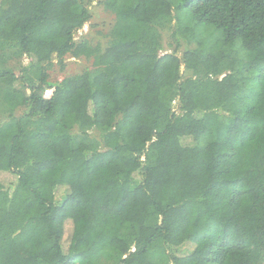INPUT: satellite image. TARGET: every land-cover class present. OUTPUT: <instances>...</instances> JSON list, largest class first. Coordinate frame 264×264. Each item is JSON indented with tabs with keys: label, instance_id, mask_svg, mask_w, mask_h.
<instances>
[{
	"label": "trees",
	"instance_id": "1",
	"mask_svg": "<svg viewBox=\"0 0 264 264\" xmlns=\"http://www.w3.org/2000/svg\"><path fill=\"white\" fill-rule=\"evenodd\" d=\"M89 1L0 0V264H264V0Z\"/></svg>",
	"mask_w": 264,
	"mask_h": 264
},
{
	"label": "rangeland",
	"instance_id": "2",
	"mask_svg": "<svg viewBox=\"0 0 264 264\" xmlns=\"http://www.w3.org/2000/svg\"><path fill=\"white\" fill-rule=\"evenodd\" d=\"M173 3L175 0H172ZM103 0H90L88 2L89 6V13L91 14V17L89 21H87L81 29H79L75 33V39L81 40L83 38L87 37H95V36H103V34H107L108 29L114 22V15L106 10L103 6ZM170 31L163 30L162 31V52H170L172 51V47L169 45V38ZM95 39V38H94ZM182 50V45L179 47L177 53L180 54ZM29 63V58L26 55H22L18 58L9 60V65L12 67V69L15 72H19L20 68L23 66H26ZM92 61L88 58H85L83 56L74 57L70 54H67L64 57L63 65L59 64L57 60L53 59L52 63L48 67V78L51 82H56L61 80L62 77L78 74L86 69H91ZM52 92V89H47L44 91L43 96L49 97ZM173 110L178 113V102L174 101L172 103ZM89 136H80L75 135L74 141L80 142H88L90 145L93 144V146L96 145L94 142L93 137H90L91 133L88 134ZM7 178L6 176H4ZM130 230H125L124 234H128ZM188 247H186L187 249ZM149 259L152 261H161L163 258V248L160 243L154 244L150 247L148 252ZM120 257L114 250H105L104 252H101L98 262L99 264H117L119 262Z\"/></svg>",
	"mask_w": 264,
	"mask_h": 264
}]
</instances>
